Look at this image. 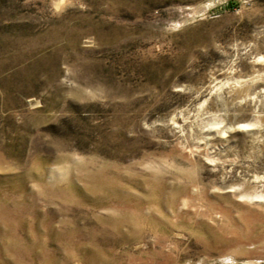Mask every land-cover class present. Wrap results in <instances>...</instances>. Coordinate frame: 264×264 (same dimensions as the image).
Instances as JSON below:
<instances>
[{"label":"rangeland","instance_id":"374dc122","mask_svg":"<svg viewBox=\"0 0 264 264\" xmlns=\"http://www.w3.org/2000/svg\"><path fill=\"white\" fill-rule=\"evenodd\" d=\"M0 264H264V0H0Z\"/></svg>","mask_w":264,"mask_h":264}]
</instances>
